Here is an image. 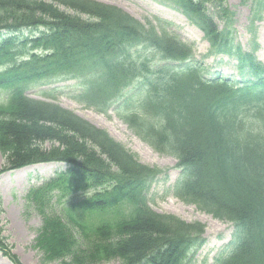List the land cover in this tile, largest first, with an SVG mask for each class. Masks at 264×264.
Instances as JSON below:
<instances>
[{"label": "trees", "instance_id": "obj_1", "mask_svg": "<svg viewBox=\"0 0 264 264\" xmlns=\"http://www.w3.org/2000/svg\"><path fill=\"white\" fill-rule=\"evenodd\" d=\"M173 1L204 34L207 56L236 61L239 80L185 65L192 45L160 19L157 30L89 0H0L2 171L66 165L26 195L42 218L35 247L45 261L188 264L203 243L201 224L148 207L162 171L70 111L25 96L37 84L74 81L69 99L102 115L112 109L177 161L174 197L234 226L233 249L216 264H264V65L235 43L225 0ZM240 2L250 22L261 18L264 0ZM48 142L55 146L43 149ZM9 251L0 229V253L20 264Z\"/></svg>", "mask_w": 264, "mask_h": 264}, {"label": "rangeland", "instance_id": "obj_2", "mask_svg": "<svg viewBox=\"0 0 264 264\" xmlns=\"http://www.w3.org/2000/svg\"><path fill=\"white\" fill-rule=\"evenodd\" d=\"M102 5L115 7L144 25L161 30L156 19L167 23L166 32L175 34L183 42H191L194 59L207 71V78L220 76L237 79L236 61L226 56L204 58L208 44L202 34L181 14L173 0H89ZM227 8L234 13V41L245 51L254 52L255 59L264 64V9L259 21L250 23L249 4L239 0H225ZM84 17V16H82ZM86 19V17H85ZM253 46L256 49L253 51ZM158 63V62H157ZM74 82H58L42 87H31L25 95L31 99L55 103L61 108L79 116L87 123L106 131L116 142L136 156L142 165L155 167L163 175L151 185L147 193L148 207L157 214L172 215L185 223H199L204 227V243L194 255L189 256V264H215L229 249L233 236V226L225 220L215 219L210 214L198 210L173 196L172 188L180 179L177 161L153 151L140 141L120 120L109 111L105 116L85 110L66 97L75 92ZM55 143H44L43 149H49ZM5 159L0 154V229L1 237L8 245L10 254L20 264H63L62 260L45 261L42 253L35 247L38 230L42 224L41 216L27 203L26 195L32 188L65 170V166L56 163H43L27 166L15 171H5ZM55 210V209H54ZM0 264H12L0 253ZM102 264H119L118 260Z\"/></svg>", "mask_w": 264, "mask_h": 264}]
</instances>
